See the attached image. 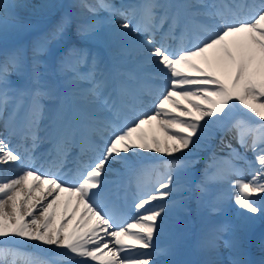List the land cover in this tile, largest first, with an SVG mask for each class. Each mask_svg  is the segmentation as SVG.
<instances>
[{
    "label": "snow or ice",
    "instance_id": "1",
    "mask_svg": "<svg viewBox=\"0 0 264 264\" xmlns=\"http://www.w3.org/2000/svg\"><path fill=\"white\" fill-rule=\"evenodd\" d=\"M76 6L92 14L104 10L113 17L117 14L125 17L118 30L125 36H145L144 40L135 41L139 54L145 64L157 66L166 86L157 97L152 114L141 113L130 122L121 123L122 109L134 111L146 89L125 81L110 89L109 71L101 67L100 53L73 45L58 61L56 71L65 77V84L86 82L89 87L75 93L83 107L69 112L59 84L44 79L52 75L48 65L38 59L48 52L52 42L65 39L73 23L69 14L62 16L54 29L34 45L30 67L23 49L0 62V121L5 128L0 137V171L18 170L14 177L0 176V264H10L9 257L11 264H16L17 257L24 254L9 245L25 241L35 242L33 246L38 251L54 252L51 261L37 259L26 264H156L157 254L169 258L161 264H172V246L160 248L154 241L164 235L171 208H184V200L173 199V194L189 191L187 183L180 182L178 173L187 176L191 162L175 154L198 146L209 133L210 125H221L232 110L233 100L264 120V103L257 106L248 103L264 97V0L148 3L139 6L144 22L136 24L128 19L129 14L135 16V6L125 11L106 0H80ZM13 7L7 0H0V24L5 31ZM159 8L164 11L158 16L154 10ZM98 31L95 23H76L75 33L81 41L93 40ZM169 41L176 42V46ZM13 75L21 82H13ZM136 79L132 74L127 77V81ZM174 97L188 101L191 108L174 115L165 108L166 103L181 108L180 100ZM193 98L207 107L195 103ZM45 102H52L55 107L49 108ZM44 120L48 121L43 129L46 136L49 129L61 128L57 158L52 165L57 169L55 172L42 171L43 165L35 167ZM153 121L164 139L143 130L144 125ZM242 124L245 122L238 121L234 126L239 131ZM246 127L247 132L238 136V140L241 147L253 153L254 158L248 163V179L232 163L234 159L247 162L246 157H241L231 144L226 145L231 158L226 163L231 173L238 176L232 184L237 192L234 204L246 213L264 215V125ZM78 131L82 144H92V133L99 135L100 142L93 146L94 157L88 162L81 161L73 177L65 179L61 174L67 155L65 146L75 142ZM248 134L252 136L250 145ZM13 139L18 143L13 144ZM139 150H154L172 159L162 161L163 171L153 166L156 178L151 191L138 182L139 194L134 204L137 215L128 222L123 219L120 193L109 189L105 176L113 164L123 169L135 166ZM141 168L142 173L146 172L143 165ZM224 178L223 173H218L211 179ZM197 188L201 193L207 191L203 183ZM60 193L67 196L57 223ZM157 200L163 203L153 205ZM212 210L218 208L213 206ZM211 231L212 249L218 248L217 241L223 240L224 246L236 254L231 264H250L243 258L250 242L244 227L221 224ZM223 233H228L227 239ZM259 244L264 248V238ZM147 249L154 251H142Z\"/></svg>",
    "mask_w": 264,
    "mask_h": 264
},
{
    "label": "bare ground",
    "instance_id": "2",
    "mask_svg": "<svg viewBox=\"0 0 264 264\" xmlns=\"http://www.w3.org/2000/svg\"><path fill=\"white\" fill-rule=\"evenodd\" d=\"M52 1L53 0H7V2L14 5V7H13V9H12V11L8 17V23L6 26V30L11 26H12V28H15L16 24L19 25L20 28H22L23 30H25V29H28L29 31L32 30V27L31 28L28 27L27 24L30 23V21L33 19H38L39 18L37 16L38 14L41 15V14H44L46 12H49L51 10L52 6L48 7V5L50 3H52ZM57 1H59V0H57ZM70 9H71L70 15L73 16V23H72L70 29L68 30L67 36L63 40L64 42H68V41L76 42L79 39V37H77L76 33H75L76 23L79 22L76 20V18H79L84 14H89L88 10H86V9H81V10H79V8L78 9L77 8H70ZM57 23H58V21H56L54 26H56ZM91 23H95L94 18H91L87 23L82 24V25H89ZM119 24H121V23L115 21L114 27L112 28V30L109 33L110 36L107 38V40L104 41L103 46L105 47L106 50L103 51V53H105V54L111 53V54L118 55V53L121 52L123 54L118 59V61L133 60L134 66H150L151 68L158 69L155 64H145L144 63V57L139 54L140 50L137 47L135 41H138V40L142 41L145 39V36H142L141 38L140 37L135 38L134 36H125L118 30ZM21 26H23V27H21ZM110 38H112V41H110ZM63 41H62V43H63ZM93 41H98V40L95 37L93 39ZM70 84L72 86H75V84L72 82H70ZM174 98L176 99V97H174ZM262 98L264 99V97H262ZM193 99H194L195 103H200V104H202V107H207V104H204L201 100H197L195 98H193ZM258 101H259V99L257 98L256 101L249 100L248 103L253 104V106H257L260 103H264V101H262V102H258ZM230 103L233 104L232 110L227 115V117L224 119L223 123L228 122L233 117L232 114L234 112H236L235 116H237L240 119L246 118L245 115H247V116H251L252 114L255 115L254 113L251 112L250 109H245L243 107V105H240L238 101L233 100ZM181 108H182V110H184L185 108H191V104L188 101L184 100L181 103ZM153 109H154V106H153ZM169 109H171V111L174 115H180L181 114V110H179V111L173 110V107H171V106L169 107ZM192 111L195 114V109H192ZM161 118H163V117H161ZM181 119H191V117L181 116ZM202 123H203V121H202ZM221 125H210L209 133L206 134V136L204 138H202V140L198 146H196V147L190 146L189 149L183 150L182 153L175 154L177 156H182L184 154H188V153H192V152H198L197 153V159L196 160L194 159L191 162V163H196V165H195L196 174H194L193 179L190 181L191 184L188 185L189 191L184 192L185 197H187L189 199L190 203H192L196 197V194H194V193H196L195 188L198 185L199 181H201V180L203 181V179H205L203 173H201V171H200V169H201L200 165L205 163V161H204L205 158H208L212 154V151H214L216 149H220L219 151H225L224 148L226 145L224 143L221 144L218 139L224 140V137H226L227 135H231V133H233V127L232 126H229L228 128H225V129L221 128V130L219 131L218 129L220 128ZM158 129L159 128H158L155 121H153L151 125H144L143 126V130H145L149 133H156L158 131ZM159 132L160 133H159L158 137L160 138L163 132L161 130H159ZM209 138L211 139L210 140L211 142H207L206 143L207 147L205 149H203L204 144H205V142H204L205 139H209ZM202 142H204V144ZM221 154H223V153H221ZM170 158H172V157H170ZM9 174H11V175H9ZM17 174H18V170L15 168L0 171V176H2V177H14ZM180 182L183 184L182 180H180ZM45 187H47V185H45ZM66 196H67V193H60L61 207L63 206L62 202L66 198ZM62 210H63V207L60 208L57 212V216H56V222L57 223H59ZM246 218L248 219V222H250V223L251 222L258 223L261 221V219L263 217L258 218V219H251V217L248 215ZM73 223H75V221ZM20 239H23V238H20ZM34 243L35 242L25 241L24 244L14 243V244H10L9 246L13 247V249H18L21 252L24 251L23 254H25V251L28 254H31V255H27L26 260L29 259V256L31 258L34 254H37L38 256H46L44 260H49V261L53 260L54 252H52V251H48V252L38 251L37 248L33 246ZM18 247L22 248V249H19ZM46 247L55 249V246H46ZM27 250H31V252L33 254L29 253ZM55 251H62V249H55ZM228 253L229 254H235L230 249H228ZM19 258H21V256H19Z\"/></svg>",
    "mask_w": 264,
    "mask_h": 264
},
{
    "label": "rangeland",
    "instance_id": "3",
    "mask_svg": "<svg viewBox=\"0 0 264 264\" xmlns=\"http://www.w3.org/2000/svg\"><path fill=\"white\" fill-rule=\"evenodd\" d=\"M61 1H63V0H59V1H57V0H53L52 1V3H50L49 5H48V7L49 6H59L58 4H60L61 5ZM32 2V1H31ZM42 15L43 14H38L37 16L38 17H42ZM82 19V18H81ZM85 19V18H84ZM41 19H38V20H36V22L35 23H32V26H36V25H38L40 22ZM16 27L15 28H12V26L11 27H9L6 31H5V28H3L4 26L2 25V24H0V43H3V44H0V58H2L3 57V59H5V57L6 56H9V54H12V53H14V52H16V50L14 49V46L17 44V43H24V44H19V46H21V48L23 49V51H24V53L26 54V56H27V51H28V47H27V41H28V39L29 38H32L31 37V35L30 34H28V33H26V31H22V30H19V28H20V26L19 25H15ZM43 26H45L44 24H40L39 25V28H43ZM3 28V29H2ZM107 30H108V28L106 27V29H105V31L104 32H106L107 33ZM101 31H103V30H101ZM39 33V32H38ZM38 33L37 34H35L34 35V37L36 36V38H37V35H38ZM102 39L104 38V34H103V36L101 37ZM21 40H22V42H21ZM33 42H34V40H33ZM35 45V44H34ZM55 51V49H52V50H50V51H52L50 54L51 55H49V57L51 58L50 59V61H48V62H45L43 59L41 60L40 58H38V59H40L41 61H44L47 65H48V67H49V71L51 72V73H53V68H54V51ZM1 60V59H0ZM40 71L41 72H44L45 71V69L43 68V67H41L40 68ZM12 77H16L15 75H13ZM52 78V76H48V77H44V79H51ZM258 99H259V101L258 102H262V101H264V99L262 98V97H258Z\"/></svg>",
    "mask_w": 264,
    "mask_h": 264
}]
</instances>
